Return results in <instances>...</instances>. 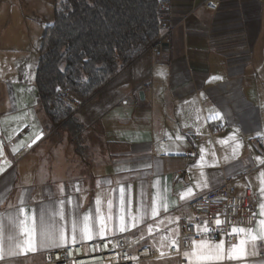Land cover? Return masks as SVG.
<instances>
[{"label":"crops","instance_id":"obj_1","mask_svg":"<svg viewBox=\"0 0 264 264\" xmlns=\"http://www.w3.org/2000/svg\"><path fill=\"white\" fill-rule=\"evenodd\" d=\"M159 2L165 5L164 21L173 28L160 56L145 51L80 105L74 113L83 126L78 139L51 127L35 85L0 75V84L7 85L0 90V161L6 169L0 174V217L15 212L22 196L26 209L37 215L42 207L58 210L64 200L65 219L57 217L65 230L63 246L129 234L165 252L168 242L178 238L182 207L228 179L239 193H255L252 227L264 219L259 215L264 153L257 148L264 142V0H217L214 11L205 8L204 0ZM217 76L221 79L213 81ZM217 111L221 119H210ZM214 123L221 130L212 132ZM39 133L42 138L28 147ZM191 148L195 156L186 166L184 155ZM178 171H183L180 179ZM188 189L191 198L181 199ZM154 200L156 217L151 216ZM129 214L141 221L121 233L120 217L130 224ZM85 215L97 233L92 239L80 233ZM100 216L111 228L103 238ZM56 248L0 264H43V254ZM179 259L135 264H179ZM258 259L228 264H256Z\"/></svg>","mask_w":264,"mask_h":264},{"label":"trees","instance_id":"obj_2","mask_svg":"<svg viewBox=\"0 0 264 264\" xmlns=\"http://www.w3.org/2000/svg\"><path fill=\"white\" fill-rule=\"evenodd\" d=\"M159 0H60L45 26L34 72L51 127L78 139L83 126L59 93L94 97L156 41ZM59 90V91H58Z\"/></svg>","mask_w":264,"mask_h":264},{"label":"built area","instance_id":"obj_3","mask_svg":"<svg viewBox=\"0 0 264 264\" xmlns=\"http://www.w3.org/2000/svg\"><path fill=\"white\" fill-rule=\"evenodd\" d=\"M216 1L204 0L203 3L205 8L214 11L217 8ZM164 9L165 5L159 2L157 5L159 35L147 50L156 56H160L173 29L164 21L162 14ZM59 97L74 112L83 103L75 101L67 90L60 91ZM221 128L220 124L214 123L210 130L213 132L221 130ZM262 153H264L263 149ZM194 156L195 152L192 148L185 153L186 166L193 161ZM182 173L183 171H178L176 178L180 179ZM255 206V193L250 191L239 193L237 188L226 179L219 187L205 192L182 207L183 222L176 239L179 241V251L170 246L172 240L168 242L167 250L162 252L144 244L134 235L118 234L106 239L91 240L46 251L43 254V264H135L139 261H148L165 256H179V264H185L182 253L190 249L192 240H197L200 237L213 239L222 236L226 245L235 244L237 236L226 235V233H231L232 227L247 228L253 226ZM216 219L222 221L220 226L216 225ZM197 226L209 227L214 231L205 234L202 230H197ZM161 253L164 255L162 256Z\"/></svg>","mask_w":264,"mask_h":264},{"label":"snow or ice","instance_id":"obj_4","mask_svg":"<svg viewBox=\"0 0 264 264\" xmlns=\"http://www.w3.org/2000/svg\"><path fill=\"white\" fill-rule=\"evenodd\" d=\"M163 75V73H159ZM221 77H213L212 80H219ZM59 91V90H58ZM213 120L221 119L220 112H213L209 117ZM40 137L37 136L36 139ZM179 138V137H178ZM235 139V137H231ZM35 141H33L34 143ZM221 143H227V141H221ZM31 147V145H29ZM239 148V144L233 149L235 158V153ZM18 149H13V152ZM203 152V149H201ZM227 159V157H225ZM259 159V158H257ZM203 160V156H201ZM2 161H0V174H2L6 169L3 166ZM264 163V161H261ZM264 176V174H262ZM201 178L203 180L204 173L201 172ZM264 184V180H262ZM203 186L207 187V181L203 180ZM262 196H264V187L260 189ZM124 192V189H121ZM193 195L192 190L188 189L186 193L181 194V199L191 198ZM68 203H71L69 200ZM60 208L57 210L53 208H41L38 215L36 213L30 212L25 207V200L23 196L20 199V206L15 212H10L7 216L0 217V261H4L9 257H19L26 256L29 253H35L41 249L49 247H60L66 242L64 226L60 224L57 220L65 219L64 204L65 201H59ZM100 201L97 200V205ZM78 207V206H77ZM109 208L111 209V202H109ZM164 211H167V205L163 206ZM260 212L259 215L264 217V203L259 205ZM97 214L99 215V208H97ZM159 214V208L156 205L155 200L153 201V206L151 207V216L156 217ZM131 223H125L124 217L121 216V223L118 225V230L122 233L129 230L130 227H137L141 221L138 216H132L129 214ZM83 227L80 229V233L84 238L92 239L95 233L90 227L88 221L89 216L85 215ZM108 220H112V216H108ZM6 222V224H5ZM217 226L222 224L220 219L215 221ZM78 224L76 221L72 224V239H76V231ZM111 230L109 224L104 222L103 216H100V226L99 235L101 238L105 235V230ZM152 229L149 227V233ZM210 231H214L209 227H204L202 232L207 234ZM226 235H234L237 237H242L239 239L237 244H231L226 246L225 241L221 240L219 243L212 242L211 240L199 239L192 240L191 247L182 253L184 257L185 264H228L231 261H244L249 257L260 259L256 260V264H264V219H259L256 222V227L253 228L249 226L245 227H232L231 233H226ZM188 239V238H185ZM179 251V241L172 240L171 245ZM163 256L164 253H161Z\"/></svg>","mask_w":264,"mask_h":264},{"label":"rangeland","instance_id":"obj_5","mask_svg":"<svg viewBox=\"0 0 264 264\" xmlns=\"http://www.w3.org/2000/svg\"><path fill=\"white\" fill-rule=\"evenodd\" d=\"M6 1L0 2V75L6 80L21 78L33 86L41 38L60 0ZM2 84L4 91L7 85ZM261 146L257 144L262 153Z\"/></svg>","mask_w":264,"mask_h":264},{"label":"water","instance_id":"obj_6","mask_svg":"<svg viewBox=\"0 0 264 264\" xmlns=\"http://www.w3.org/2000/svg\"><path fill=\"white\" fill-rule=\"evenodd\" d=\"M37 136H39L40 138L39 139H41L42 138V136H43V133H39V134H37L29 143H28V147H29V145H31V146H33L39 139H36V137ZM33 141H35L34 143H33Z\"/></svg>","mask_w":264,"mask_h":264}]
</instances>
